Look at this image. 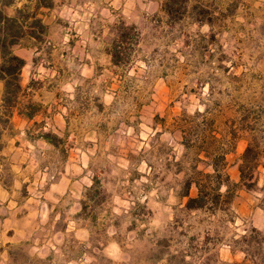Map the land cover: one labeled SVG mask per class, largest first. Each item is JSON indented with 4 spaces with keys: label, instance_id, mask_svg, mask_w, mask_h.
<instances>
[{
    "label": "rangeland",
    "instance_id": "374dc122",
    "mask_svg": "<svg viewBox=\"0 0 264 264\" xmlns=\"http://www.w3.org/2000/svg\"><path fill=\"white\" fill-rule=\"evenodd\" d=\"M49 2L53 24L43 35L37 29L39 47L50 68L74 80L78 30L91 23L99 40H82L95 61L101 42L115 51L122 23L136 29L115 69L126 78L115 83L121 93L111 107L88 114L105 78L78 84L87 126L103 127L96 151L90 133L87 140L77 133L89 154L83 194L21 197L23 221L11 224L16 234L2 229L0 264H264V0H190L207 9L209 24L184 14L171 20L164 0H115V20L104 0ZM250 144L257 186L235 189L231 206L216 215L185 211L182 180L196 155L209 162L201 147L225 153L226 173L238 183Z\"/></svg>",
    "mask_w": 264,
    "mask_h": 264
},
{
    "label": "crops",
    "instance_id": "0c3cea01",
    "mask_svg": "<svg viewBox=\"0 0 264 264\" xmlns=\"http://www.w3.org/2000/svg\"><path fill=\"white\" fill-rule=\"evenodd\" d=\"M104 1L109 4L110 16L115 20L112 7L115 0ZM19 8L16 3L7 7L6 12L14 16ZM39 13L46 26L53 24L50 8H41ZM90 26L89 22L77 31V43L83 54L78 55L77 83L69 71L49 67L51 63L44 58V49L39 47V40L33 37L24 38L14 48L15 54L25 60L20 80L22 91L14 102L8 101L5 84L0 80V234L3 228L7 229V233L12 229L15 234L18 233V229L11 227V224L15 223L17 227L23 221V196L61 198L83 194L84 182L89 180L88 161H85L89 154L84 144L77 143L82 139L77 133L85 132L84 140L90 133L94 137L91 142L95 143L93 147L96 151L103 127L102 121L92 127L87 126V111L80 103L85 97L81 95V85L78 84L96 81L100 77L106 79L103 80L106 86L101 87L99 96L90 99L94 102L90 104L88 114L92 115L94 110L95 113H103L106 106L111 107L115 103L121 93L119 86L115 89V83L123 84L126 78L121 73L115 76V69L118 72L121 69L115 64L112 44L101 42L99 59L92 61L89 58L90 37L99 40L91 33ZM85 35L89 39L83 41ZM71 44V39L65 36L62 57L69 58ZM65 85L71 86V90L65 89ZM121 126L118 131L126 130L128 125L125 123ZM54 155L59 157V165L54 163ZM29 199L28 203L31 201ZM6 243L0 238V249Z\"/></svg>",
    "mask_w": 264,
    "mask_h": 264
},
{
    "label": "trees",
    "instance_id": "16d2710c",
    "mask_svg": "<svg viewBox=\"0 0 264 264\" xmlns=\"http://www.w3.org/2000/svg\"><path fill=\"white\" fill-rule=\"evenodd\" d=\"M26 3L17 9L14 16H9L6 12L7 7L14 6L15 0H0V80L5 84V92L9 95V102H14L17 94L22 91L20 80L21 73L25 66V60L17 56L14 48L20 44L26 37L40 39V34H45L47 26L39 17L41 8H51L52 2L49 0H25ZM190 0H164L163 10L171 20L178 15H190L197 22L204 24L207 22V9L195 5L189 6ZM209 24V23H208ZM124 23L118 28V40L115 41L114 59L116 65L125 62L126 56L125 42L130 39L135 27H125ZM37 29L39 32L37 33ZM186 146V145H185ZM204 146V145H201ZM188 148V147H187ZM205 150V157L209 162L200 159V154L192 161L188 169L190 173L186 174L181 183L182 198L186 199L184 209L187 212H209L216 215L223 206H231L235 198V189L253 190L258 182L255 179L254 172L257 168V159L253 157L255 148L250 144L238 163L240 180L234 183L231 177L226 173L227 162L225 153H212L208 148ZM204 163L206 168L199 169V164ZM94 179L93 188L97 184ZM192 188L197 189V196L192 197L190 192Z\"/></svg>",
    "mask_w": 264,
    "mask_h": 264
}]
</instances>
